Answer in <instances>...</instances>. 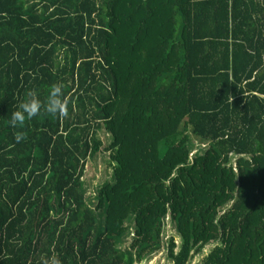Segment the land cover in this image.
I'll list each match as a JSON object with an SVG mask.
<instances>
[{
	"label": "trees",
	"instance_id": "trees-1",
	"mask_svg": "<svg viewBox=\"0 0 264 264\" xmlns=\"http://www.w3.org/2000/svg\"><path fill=\"white\" fill-rule=\"evenodd\" d=\"M173 221L175 264H264V0H0V264H135Z\"/></svg>",
	"mask_w": 264,
	"mask_h": 264
},
{
	"label": "rangeland",
	"instance_id": "rangeland-1",
	"mask_svg": "<svg viewBox=\"0 0 264 264\" xmlns=\"http://www.w3.org/2000/svg\"><path fill=\"white\" fill-rule=\"evenodd\" d=\"M99 138L102 140L101 151L95 158H92L86 165V169L83 176V182L85 183V190L87 198L95 197L108 183L112 181L114 177L115 162L113 159V153L109 149L112 144V137L105 130L99 132ZM196 141V140H195ZM195 149L191 155H194L199 147L198 142H195ZM93 207H96L98 199H94ZM175 222L167 225L166 240L163 241L162 249L152 255L148 256L143 262H135V264H175L169 253V243L171 245L172 240L175 241L176 249L175 253H179L182 247L183 240L181 236L175 230ZM169 239V240H168ZM133 235L128 236L125 239V248H130L134 242ZM216 244H208L199 253L193 255L188 264H205L210 254L214 251Z\"/></svg>",
	"mask_w": 264,
	"mask_h": 264
},
{
	"label": "clouds",
	"instance_id": "clouds-1",
	"mask_svg": "<svg viewBox=\"0 0 264 264\" xmlns=\"http://www.w3.org/2000/svg\"><path fill=\"white\" fill-rule=\"evenodd\" d=\"M31 98L27 101L21 102L16 111L11 114L9 125L12 128H17L23 125L26 119H31L39 115L42 108L41 101L35 96L30 94ZM46 111L49 114L56 115L57 113L63 114L65 112V101L63 99L62 85H54L49 93V98L46 104ZM23 139L22 134H17L15 140L19 143ZM45 264H61L55 257L50 258Z\"/></svg>",
	"mask_w": 264,
	"mask_h": 264
}]
</instances>
